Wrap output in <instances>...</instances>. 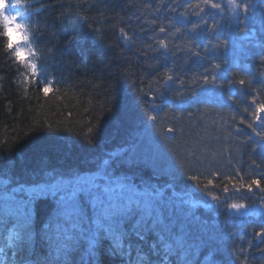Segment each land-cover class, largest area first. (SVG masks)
Returning <instances> with one entry per match:
<instances>
[{"label": "trees", "instance_id": "obj_1", "mask_svg": "<svg viewBox=\"0 0 264 264\" xmlns=\"http://www.w3.org/2000/svg\"><path fill=\"white\" fill-rule=\"evenodd\" d=\"M8 2L15 3V0ZM198 2L21 0V6L15 11L23 13L20 19L29 27L30 42L38 50L34 59L40 65L42 76L39 84H25L23 67L6 52L5 39L0 35V202L12 188L43 179L46 172L72 169L100 174L111 163L118 174H127L141 189H159L166 200H173L189 225L193 242L201 235L227 236L228 249L217 257L221 264H241V261L264 264V253L260 251L264 249V238L254 235L264 226V216L237 215L227 208L228 203L239 202L264 212L260 208L264 201L242 202L234 198L228 201L237 194L248 193L223 191L225 185L231 189L229 180L236 179L237 169L245 181L264 171V161L258 152L252 153L250 146L240 144L248 137L256 139L252 130L232 120V116L237 121L250 119L244 108H251L249 101L253 96L264 101V63H261L264 0L257 3L237 0L241 9H236L235 14L227 0H215L221 4L219 11L206 8L197 16L193 13L198 10L187 6ZM245 3L250 7L243 27L245 31L255 30L251 40L241 38L239 31L238 20L244 18ZM182 12L186 13L185 17L180 16ZM77 13L86 20H81ZM201 16L207 25L197 36L198 47L194 50L206 56L204 60L192 56L185 48L192 43L189 40L192 34L187 29L200 21ZM160 27H165V33L159 32ZM209 27L215 30L209 32ZM176 28L181 32H176ZM121 29L129 40H124ZM159 39L168 44L167 52L160 49ZM210 62H219L226 69L217 81L221 86L214 90L211 100L193 103L188 111L197 116L189 118L186 111L179 125L172 119L179 114L172 91L179 81L169 82L167 103L159 92L154 93L158 108L150 107L147 95L139 91L153 94L149 90L157 87L155 81L169 69L171 74L185 80L187 86L195 73L203 71L202 65L210 67ZM240 78L251 83L244 88L229 85V81ZM45 81L54 89L47 96L40 92ZM198 110L205 113L203 119L198 118ZM148 114L158 116L154 125L148 121ZM169 126H175L177 133H168ZM89 127L93 128L91 135H88ZM236 128L240 131L236 132ZM200 137L204 139L197 148L198 154L203 150L207 157L204 164L185 162L187 151ZM133 146L140 154L158 152L162 166L154 169L128 163L124 150ZM253 160L261 164L260 169L255 168ZM190 174H202L198 175L200 182L189 179ZM208 179H213L211 193L228 203L217 205L210 196L204 195L202 185ZM255 194L264 195L258 191ZM211 203L215 205L206 208ZM50 211L47 202H38L34 207L37 236L33 250L26 254L30 262L43 261L49 255L40 230ZM11 226L9 223L0 228L5 264L12 260L13 249L6 246V229ZM137 231L142 229L129 225L122 240L123 251L131 252V264H141L145 256L153 264H160L164 257L162 248L156 249L159 255L150 250L158 240L149 233H144L146 239L141 240L136 236ZM110 243L105 239L101 249L104 264H126L127 255L122 259L110 254ZM88 248V240H82L70 257L71 264H90ZM233 251L240 259L233 256ZM21 256L25 254L20 253L16 259ZM165 264H182V258H165Z\"/></svg>", "mask_w": 264, "mask_h": 264}, {"label": "snow or ice", "instance_id": "obj_2", "mask_svg": "<svg viewBox=\"0 0 264 264\" xmlns=\"http://www.w3.org/2000/svg\"><path fill=\"white\" fill-rule=\"evenodd\" d=\"M227 4L234 14L236 9H241L237 0H227ZM19 6H21V0H15V3L11 4L8 0H0V35L5 39L6 52L18 65L23 67V82L39 84L42 73L40 65L34 59L38 56V50H34L30 42L28 25L20 19L23 13L15 11ZM187 7L198 10L193 14L199 16L206 8L219 11L221 4L215 0H199L198 3ZM249 7V3L242 6L244 18L238 20V24L241 25L239 31L245 35L247 33L243 25L248 18ZM77 15L79 16V13ZM185 15V12L180 13L181 17H185ZM79 18L86 20L84 16H79ZM205 25H207V21L201 16L200 21L192 23L191 28L187 29V32L192 34L189 37L192 43L186 44L185 48L199 60L207 58L202 56L199 51L194 50L198 47L195 44L197 36ZM207 30L212 32L215 29L209 27ZM120 31L124 40H129L124 30ZM165 31V27L159 28L160 33H165ZM176 32H181V29L176 28ZM13 35L15 39H13ZM157 43L160 49L168 51V44L165 40L159 39ZM22 57L26 58L22 59ZM261 63H264V56L261 57ZM202 67L203 71L195 73L187 86L185 80L171 74L172 70L169 69L161 79L155 81L157 87L149 90L153 94L144 93L143 89L139 91L142 95H147V103L150 107L158 108L159 105L155 103L157 97L154 93L159 92L161 96L165 97L164 102L167 103L166 93L170 87L169 82L177 84L179 81L177 87L172 89L173 99L178 101L176 107L179 111V114L173 116L172 119L179 125L185 119L184 112H188L189 118L197 116V113L188 111L193 103H206L211 100L215 96L214 90L221 86L217 84V81L222 79L223 73L226 71V69H222L221 63L210 62V67L203 65ZM250 83L245 78L229 81L230 86L235 84L241 88ZM53 91V87L47 81L40 87V92L45 96ZM217 99L219 98L217 97ZM249 104L251 108H244V112L250 117L247 122L244 119L237 121L235 116H232V120L252 130L256 139L248 137L240 141V144L246 147L250 146L251 152H258L261 161H264V101L259 96H253ZM198 113V118L203 119L205 113L199 112V110ZM147 119L154 125L158 116L148 114ZM257 125H259V129ZM48 127L51 128V125ZM92 131L93 128L89 127L88 135H91ZM166 131L176 134L177 128L169 126ZM235 131L239 132L240 129L236 128ZM180 134H184L182 127ZM197 135L199 136V133ZM203 139L204 137H200V140L194 142L186 153L185 162L195 161L204 164L207 157L203 150H200L198 154L197 148ZM124 154L128 155V163L150 166L154 169L162 166L158 152L140 154L134 150L133 146V148L125 149ZM208 163L211 165L212 161ZM252 163L255 168H261V164L256 160H253ZM180 166L183 167V163ZM198 175L202 174H190L188 178L199 183ZM235 178L229 180L231 189L228 185L224 186L225 193L232 191L255 194L258 191L264 194V171L258 172L255 177L245 181L237 169ZM210 186H214L213 179H208L207 183L202 185L204 195L210 196L212 201L220 205L219 196L211 193ZM261 200L264 201V196H261ZM38 202H47L51 206L49 216L40 230V238L47 243L49 255L43 261L30 262L26 258V254L33 250L37 236L34 230L33 213ZM227 208L237 215L264 216V212L250 208L244 203H228ZM260 208L264 209V202L260 204ZM180 211L182 212V209ZM9 223L12 226L6 229L8 232L6 246L13 249L12 260L9 264H71L70 257L73 251L84 239H87L89 243L90 264H104L101 249L105 239L111 241L109 245L111 255H119L122 259L127 255L129 260L126 261V264H131V252L129 250L128 253H125L122 243L127 235L129 225L138 230L142 229V231L136 232V236L141 240L146 239L144 233L155 236L158 244H153L150 250L159 255L156 249L157 247L162 248L164 257L161 258L160 264H165V258L172 256H176L178 260L182 258V264H221L217 257L228 249L227 236L201 235L197 241L193 242L190 239L189 225L178 213L177 205L173 200H166L159 189L147 187L141 189L139 185L129 179L127 174H118L111 163L106 164L100 174L82 173L72 169L53 170L44 173L43 179L34 181L30 185L20 184L12 188L0 202V228H5ZM254 235L257 238H264V226ZM260 251L264 253V249H260ZM20 253H24L25 256H21L17 260L16 257ZM5 255V248L0 247V264H5L3 259ZM233 256L240 259L235 251H233ZM141 264H153V262L145 256L142 258ZM241 264H245V261H241Z\"/></svg>", "mask_w": 264, "mask_h": 264}, {"label": "rangeland", "instance_id": "obj_3", "mask_svg": "<svg viewBox=\"0 0 264 264\" xmlns=\"http://www.w3.org/2000/svg\"><path fill=\"white\" fill-rule=\"evenodd\" d=\"M13 39H15V36L13 35ZM26 57H22V59H25ZM223 169H225V167L222 166Z\"/></svg>", "mask_w": 264, "mask_h": 264}, {"label": "water", "instance_id": "obj_4", "mask_svg": "<svg viewBox=\"0 0 264 264\" xmlns=\"http://www.w3.org/2000/svg\"><path fill=\"white\" fill-rule=\"evenodd\" d=\"M243 36H246L245 34H243Z\"/></svg>", "mask_w": 264, "mask_h": 264}]
</instances>
